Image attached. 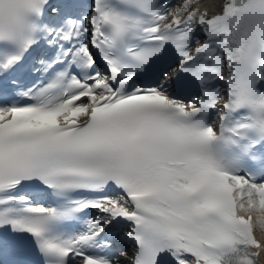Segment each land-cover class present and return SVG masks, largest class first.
Segmentation results:
<instances>
[{"label":"snow or ice","instance_id":"snow-or-ice-1","mask_svg":"<svg viewBox=\"0 0 264 264\" xmlns=\"http://www.w3.org/2000/svg\"><path fill=\"white\" fill-rule=\"evenodd\" d=\"M264 0H0V264H264Z\"/></svg>","mask_w":264,"mask_h":264}]
</instances>
